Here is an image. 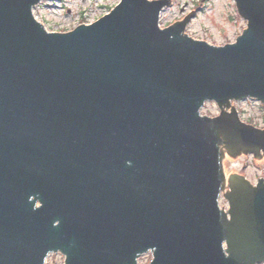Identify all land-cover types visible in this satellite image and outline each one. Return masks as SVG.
<instances>
[{
    "label": "water",
    "instance_id": "obj_1",
    "mask_svg": "<svg viewBox=\"0 0 264 264\" xmlns=\"http://www.w3.org/2000/svg\"><path fill=\"white\" fill-rule=\"evenodd\" d=\"M42 1L0 0V264H264V184L225 192L224 170V149L264 152L224 112L264 103V0H235L247 28L224 46L190 37L192 15L161 28L167 0L68 33Z\"/></svg>",
    "mask_w": 264,
    "mask_h": 264
},
{
    "label": "rangeland",
    "instance_id": "obj_2",
    "mask_svg": "<svg viewBox=\"0 0 264 264\" xmlns=\"http://www.w3.org/2000/svg\"><path fill=\"white\" fill-rule=\"evenodd\" d=\"M155 1V0H151ZM171 4L161 14L163 29L183 21L186 16L193 19L187 25V34L197 40L206 41L215 46L234 43L239 35L247 28L245 20L238 16L235 0H167ZM121 0H43L34 8V16L43 24L48 32L68 33L82 25L94 24L108 15ZM245 109L247 106L243 105ZM255 114L263 120L264 113L258 108L247 111L245 115ZM203 116H219L216 104L208 103L202 110ZM248 116V117H249ZM245 160H238L228 165L229 174L239 173L246 168L248 180H256L264 175V165H249ZM264 164V162H263ZM243 176V175H241ZM226 200L222 195L220 207H225ZM151 253L144 255L139 264H150ZM65 258L61 254L51 255L46 264H64Z\"/></svg>",
    "mask_w": 264,
    "mask_h": 264
},
{
    "label": "flooded vegetation",
    "instance_id": "obj_3",
    "mask_svg": "<svg viewBox=\"0 0 264 264\" xmlns=\"http://www.w3.org/2000/svg\"><path fill=\"white\" fill-rule=\"evenodd\" d=\"M213 103V102H212ZM216 104V103H213ZM217 105V104H216ZM243 105L247 106L248 109H245L243 107ZM258 108L259 111L264 113V103L256 100V99H246V100H241V101H232L231 102V107H225L224 108V112L226 114H232L233 113V108L236 109V112L238 114V117L240 118V120L245 123L246 125H250L253 126L255 128L264 130V118L263 120L255 117V114H251L249 115H245L246 111L248 114V111L251 112V109L253 108ZM222 113V111L220 112V114ZM219 114V115H220ZM218 115H215L214 117H217ZM249 116V117H248ZM224 151L226 152V157L224 159V170L227 176V188L225 190V192H229L230 188H229V180L230 177L233 176L231 173L229 174V168L227 167L228 165H232L235 164L238 160H245L246 163L243 165H249L248 161L251 160L253 165H264V152L263 150L261 151V153L259 154L258 157H256L254 154H241L238 157H232L227 153V150L224 149ZM246 168L242 169L239 173V175H243L244 177H246L247 179L249 178L247 176V171H245ZM264 184V175L259 176L256 180H252L251 184L254 187H258L260 184ZM225 199V197H224ZM226 200V199H225ZM222 209L228 211L229 210V201L226 200L225 203V207H222ZM64 256V255H63ZM64 258L66 259V257L64 256ZM65 264V262H64Z\"/></svg>",
    "mask_w": 264,
    "mask_h": 264
}]
</instances>
